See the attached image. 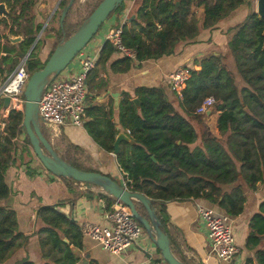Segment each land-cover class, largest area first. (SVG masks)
<instances>
[{"label":"trees","instance_id":"16d2710c","mask_svg":"<svg viewBox=\"0 0 264 264\" xmlns=\"http://www.w3.org/2000/svg\"><path fill=\"white\" fill-rule=\"evenodd\" d=\"M0 1L20 7V13L9 14L13 24L35 22L33 10L37 0ZM252 2L141 0L135 16L123 25L122 35L124 43L136 51V59L124 57L113 62L114 71L127 72L135 62L170 56L178 44L196 42L201 31L212 30L218 24H227V49L194 61L199 69L194 65L189 67L190 78L182 97L166 81L159 86H139L134 96L124 93L117 110V122L113 106L108 109L105 105H89L87 108L88 120L84 126L98 146L107 152H114L120 130L130 131L128 135L135 143H121L118 163L132 180L130 189L151 198L154 209L158 206L155 210L160 226L168 236L166 202L193 198L219 205L229 215L238 216L244 211L246 193L257 191L259 185L264 184V19L252 10ZM66 5L67 0H63L61 6ZM195 6L205 8L201 20L192 14ZM124 7L123 4L111 15ZM1 22L9 26L7 19ZM35 26L37 30L41 29L40 24ZM69 30L66 17L59 25V37L47 61L57 45L70 37L64 35ZM10 31L16 35L12 25ZM26 35L30 36L24 42L30 47L36 37L32 30ZM1 39L3 36L0 35ZM2 48L0 42V51ZM11 50L6 47L7 53L14 52ZM115 51V46L107 41L97 65H105ZM227 60L233 62L234 68ZM33 61L27 63L30 73L42 68L36 65L35 57ZM3 71L0 66V77ZM87 81L89 84L91 80ZM208 96L215 97L220 111L217 119L219 136L211 133L206 115L196 113V108ZM133 98L140 100V106ZM2 105L0 128L4 121ZM5 121L6 126L0 132V263L13 250L29 242V237L19 229L17 210L3 202L13 193L7 182L8 171L14 165L19 166L18 160L21 164H29L24 156L33 149L23 125L24 111L10 110ZM21 135L25 136L22 141ZM66 161L84 171L98 172L75 160ZM102 196L110 209L114 199L105 194ZM141 210V214L147 216L143 205ZM36 215L46 225L39 231L43 257L47 260L44 264H78L80 256L71 245L83 250L81 226L63 213L58 204L41 205ZM171 241L175 255L188 264L180 248L173 239ZM244 246L254 252L245 264H264V201L250 220ZM19 264L35 262L25 259Z\"/></svg>","mask_w":264,"mask_h":264},{"label":"crops","instance_id":"0c3cea01","mask_svg":"<svg viewBox=\"0 0 264 264\" xmlns=\"http://www.w3.org/2000/svg\"><path fill=\"white\" fill-rule=\"evenodd\" d=\"M58 2L60 3V1ZM1 3H4L5 11L0 14V19H7L9 25L15 28L18 24H13L9 18L11 9L10 7L8 8V6L12 4L6 1H0V4ZM59 3H57V6L56 4L52 6L50 13L53 10L56 11L57 8L60 7ZM140 3L141 0H127L124 9L112 15L96 34L97 36L87 45L96 61V67L94 69L95 76L92 70L88 78L89 81H91L89 84L87 81V106L105 105L108 109L113 106L116 110V122L118 121L117 110L121 100L124 98V93L127 92L134 96L139 86H159L160 84L166 83V81H168V75L180 66L190 67L194 65L195 69H199V66L194 64L195 60L213 54H220L218 49L221 51L227 49V40L229 38L227 34V24H218L216 28L212 30L207 29L201 31L196 38V42H181L178 44L174 54L163 56L158 60L149 59L142 62H135L136 64L127 72H116L112 69L113 62L126 57L118 51L113 53L112 57L105 65L98 66L97 63L101 51L108 41L107 35L112 29L125 23L126 20L127 22L131 20L129 18L135 16V12ZM17 7L18 6L15 8ZM34 10L33 15H35L36 20L34 23L30 24L32 26L40 24L41 29H43L42 21L37 18ZM204 11V6H195L192 8V14L199 20H201ZM13 13H20V10H15ZM125 16L128 18L125 19ZM25 23L27 25L29 24L27 21H22V24ZM32 26H30V28H32ZM35 28H37V26H35ZM1 36L4 37L3 34H1ZM29 36L30 35H25L23 38L21 37L22 39L19 43L25 44L24 40ZM16 37H20L19 34L11 35L8 38L11 40ZM17 45V42H12L10 46L3 45L4 48H2L0 55V66L4 71L0 79L11 74L26 56L25 46L23 45H20L22 52L16 53ZM6 47L12 49L11 51L14 52L7 53ZM216 47L218 51L215 50ZM47 51L44 44L42 49L41 47L39 48L37 56L41 60H45V57L51 52ZM79 66L80 63L77 60L71 64L62 75L64 77L73 76L77 73ZM208 115L210 114H207V116ZM87 120L88 117L85 123ZM81 127H83V133L85 135H77L78 139H75V142L68 136L71 143L86 150L91 156L94 169H97L98 172L105 175L111 176L121 183L124 172L118 163L117 155H114L113 152H107L98 146L88 134L85 126ZM122 130L127 133L125 129ZM23 139L21 135L20 140L22 141ZM18 161L19 166L14 165L8 171L7 182L11 186L13 193L6 201L11 208L17 210L19 229L24 235L29 237V242L25 246L13 250L8 258L0 264H19L25 259H29L35 262V264L46 263L47 260L43 257L44 253L42 252L39 238V231L46 225L36 215V210L41 205L58 204L59 209L79 226L85 223H91L101 227L110 226L111 222L105 217V212L109 210V207L106 198L102 196V189L98 187L89 189L80 182L61 178L47 169L44 171L40 170L38 172L39 175L30 178L25 171L26 165L24 163L26 162L21 164V161ZM19 168L21 169L19 170ZM32 190H35V194H32ZM246 196L247 201L244 211L238 216L229 215L219 205L193 198L189 200H171L166 202V212L169 217V222L167 224L169 236L180 248L182 251L181 254L188 264H245L248 258L254 256V252L248 251L244 245L249 233L250 220L252 216L258 212L261 202L264 201V189L258 188L257 191L247 192ZM100 200L105 201L106 207L102 205ZM135 203L138 210L142 211V204L138 201H135ZM199 206L208 207L216 213L227 215L230 218L233 232L238 246L240 247L239 254L232 261L219 262L211 253V241L208 237L205 224L199 215ZM155 209L158 210V206H156ZM146 217H148V214ZM83 236V250H79L71 245L73 251L80 256V262L78 264H155L158 259L163 258L161 251L154 246L146 230L137 244L121 254H113L107 251L101 244L93 239L92 242H89V245H87V236ZM63 240L68 242L67 238H63ZM177 257L180 259L181 256L177 255ZM165 264L168 263L165 261Z\"/></svg>","mask_w":264,"mask_h":264},{"label":"built area","instance_id":"2783aa9c","mask_svg":"<svg viewBox=\"0 0 264 264\" xmlns=\"http://www.w3.org/2000/svg\"><path fill=\"white\" fill-rule=\"evenodd\" d=\"M126 18L128 17L125 16ZM125 23L112 29L107 35V40L115 46L116 51L126 57L136 59V51L128 47L123 41V25ZM28 58L25 56L11 74L0 79V104H3L4 99L9 97L10 104L7 109L9 111L12 109L24 111L22 110V106L25 105L24 92L32 74L26 67ZM77 60L80 63L77 73L70 78L57 79L58 77H56L44 90L39 102L40 120L54 129H59L68 122L76 126H83L87 119V80L90 72L96 67V61L88 46L82 49L73 61ZM189 78V67L180 66L168 75V82L172 90L182 97V92ZM216 104L215 97L208 96L196 108V113L207 115L212 112ZM6 119L7 117H4L1 129L5 128ZM127 134H130L129 130H127ZM113 154L116 155L114 152ZM121 184L131 190L132 180L125 172ZM113 199L112 207L105 212V217L111 222L110 226L101 227L85 223L81 226V230L83 235L99 242L107 251L113 254H121L139 242L145 228L134 216L129 206L121 200ZM100 201L106 207L105 201ZM199 215L205 224L211 241V253L219 262L232 261L239 254L240 247L233 232L230 218L204 206H199ZM155 264H165V260L163 258L158 259Z\"/></svg>","mask_w":264,"mask_h":264},{"label":"water","instance_id":"95a60500","mask_svg":"<svg viewBox=\"0 0 264 264\" xmlns=\"http://www.w3.org/2000/svg\"><path fill=\"white\" fill-rule=\"evenodd\" d=\"M74 1L75 0H70L68 5L64 7L61 15V24H63L65 16L72 7ZM124 1L125 0H102L80 27L70 37L57 45L46 64L31 74L24 92L25 105L23 125L30 139L34 153L48 171L56 176L80 182L89 189L98 187L102 189V194L121 200L129 206L134 216L144 226L152 243L161 251L163 258L168 264H186L173 252L172 241L161 229L160 220L156 210L152 207L151 198L145 194L125 188L111 176L96 171H84L73 166L58 155L52 143L46 138L41 129L42 121L39 118V102L44 90L56 77L67 69L78 53L89 44L103 24L110 18L111 14L121 7ZM256 6V12L259 14L260 18L264 19V0H256ZM4 8V3H1L0 14L4 13ZM43 29L41 31H43ZM21 39V37H16L11 40L16 43L20 42ZM37 41L38 38L32 45L31 50L26 54L27 57L30 56ZM133 100L140 106L141 103L138 98H134ZM9 104L10 98L6 97L2 105L3 112L8 109ZM208 114H210V112ZM123 141L130 142L132 145L135 143L131 136L124 130H120L114 142V153L116 155L120 152L121 143ZM135 201H138L145 207L148 217L140 213Z\"/></svg>","mask_w":264,"mask_h":264},{"label":"rangeland","instance_id":"374dc122","mask_svg":"<svg viewBox=\"0 0 264 264\" xmlns=\"http://www.w3.org/2000/svg\"><path fill=\"white\" fill-rule=\"evenodd\" d=\"M58 1H60V3ZM62 1L63 0H38V3L35 7L34 12H36L35 14L37 15V18H39L40 21H42V28L44 27L43 31H41L42 29L37 30L35 28V26L34 25L32 26L30 23L28 24L29 26L25 23V24H22V26L17 25L15 28L13 27L14 33L19 34V36L22 38L26 35V32L28 30H31V29H32V34L36 37V39L38 38V41L36 44L37 47L35 48V50L33 49L34 55L30 59V61L34 62L33 61L34 57H35V61L37 58V62H36L37 64L36 65L39 67H43L46 64V62H47L46 59L48 57V56H46L45 60L44 59L41 60L37 56L38 52H39V48L41 47V49H42L43 45L45 44V47L48 50L47 52L51 51L54 43L56 42V40L59 37V25L61 24V15H62V12L64 10V7L61 6ZM69 1L70 0H67V5H68ZM101 1L102 0H75L72 7L69 9L67 15L65 16V18L67 17V23H68L69 28L71 30L64 32V35L66 37L69 35L71 36L73 30L76 31L86 21V19L89 17V15L92 13V11L97 7V5ZM126 1L127 0H125L123 2L124 6H125ZM57 3L60 4V7H58L56 11L53 10L50 13L52 6L54 4H56V6H57L58 5ZM9 7L11 9V13L15 12V10L16 11L20 10L19 6L17 8L13 7V5L8 6V8ZM256 9H257L256 0H253L252 10L256 11ZM1 21H2V19L0 20V33L3 34L5 38L3 37L4 39L3 40L1 39L0 42L2 45L5 44V45L10 46V45H12L13 41L10 40L8 37H10L11 35H14V34H12V32L10 31L11 26L9 25L8 27H6ZM30 26H32V28H30ZM96 36H94V38ZM36 39H35V41H36ZM17 43H18V45H17L16 53L22 52L20 45H23V46H25L26 54H28V52L31 50L32 45H33L32 44L30 47H28L24 43H22V44L19 42H17ZM215 50L216 51L219 50V52H221L220 49L217 50V47L215 48ZM30 61H27V63H29ZM74 62L75 61H72L71 64H73ZM27 63H26V67L28 69ZM227 63H229L234 68V64L231 60H227ZM31 73H33V72L31 71ZM63 77L64 76L62 74H60L57 79H61ZM64 78H70V77H64ZM22 110H24V106H22ZM219 113H220V111L218 110V104H217L213 107L210 115L205 116V121H206L207 125L209 126L211 133L215 136H219V130L217 128V119H218ZM3 115H4V117H8L9 110H6ZM72 125H74V124L68 122L65 125H62L59 129H54L53 127H49V126L45 125L44 123H42L41 129H42L43 133L45 134L46 138L52 143L55 151L63 159L75 160L81 166H83L85 168H93L91 156L86 152V150L82 149L79 146L72 144L71 141L69 140V137H70L72 139V141L75 142V139H78L77 135H81V134L83 135L84 134L83 133V127L76 126V125L72 126ZM23 137H24V135H22V139H23ZM24 158L29 162V164L28 163H26V164L24 163V164L26 165L25 171H26L27 175L30 176V178H34L36 175H39L38 172L40 170L44 171L46 169L43 166L40 159L34 153L33 149L30 148L29 154L25 155ZM20 169L21 168H19V170ZM259 188L264 189V184H260ZM32 192H33L32 194H35V190H32ZM3 203L5 204V206L11 208L8 205L6 200ZM89 242H92V239L90 237L89 238L86 237V244L89 245ZM97 243H99V242H97Z\"/></svg>","mask_w":264,"mask_h":264}]
</instances>
